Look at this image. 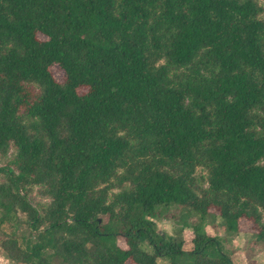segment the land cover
<instances>
[{
    "label": "trees",
    "instance_id": "trees-1",
    "mask_svg": "<svg viewBox=\"0 0 264 264\" xmlns=\"http://www.w3.org/2000/svg\"><path fill=\"white\" fill-rule=\"evenodd\" d=\"M263 12L0 0V223L21 212L29 230L1 239L13 264H233L204 231L216 216L264 249ZM171 205L175 235L157 227Z\"/></svg>",
    "mask_w": 264,
    "mask_h": 264
},
{
    "label": "rangeland",
    "instance_id": "rangeland-1",
    "mask_svg": "<svg viewBox=\"0 0 264 264\" xmlns=\"http://www.w3.org/2000/svg\"><path fill=\"white\" fill-rule=\"evenodd\" d=\"M261 6L264 8V0H257ZM264 16V12H263ZM52 75L57 81H61L63 79V72L56 66L53 65L50 68ZM78 91L83 92L84 89L80 88ZM11 153V150L8 154ZM4 165V158H0V167ZM197 175L199 177L204 176V172L201 169L196 170ZM3 181V176L0 174V182ZM206 186V185H205ZM40 187L33 186L30 194L28 195V199L30 203L40 210L46 203H48L49 199L47 197L42 196L38 191ZM181 209L177 205H171L167 208L166 211H162L161 216H159L160 220L157 221V227L160 231H164L167 234L175 235L180 228V215ZM1 216V213H0ZM26 216L25 214L18 212L12 213L8 219L4 220V222L0 223V242L3 235H9L11 233H15L19 237H24L28 235V228L25 225ZM190 221L201 222L199 216L196 214H192L189 218ZM204 231L216 236L219 240H226V244L228 245L229 252L231 253V258L233 264H264V249L261 243L256 242L253 234L250 232L251 230L239 231L238 233L228 232L224 226L220 223V219L218 216L216 217H208L206 218ZM203 222V223H204ZM208 224L206 230V224ZM249 225V224H248ZM247 227L249 228V226ZM251 228V227H250ZM191 228H186L181 231V235L184 239V242H188L192 236ZM22 240V239H21ZM222 244V243H221ZM224 247V246H223ZM227 250V248L225 249ZM0 264H13V262L6 256L4 250L0 246ZM53 264H61L58 260H54Z\"/></svg>",
    "mask_w": 264,
    "mask_h": 264
},
{
    "label": "crops",
    "instance_id": "crops-1",
    "mask_svg": "<svg viewBox=\"0 0 264 264\" xmlns=\"http://www.w3.org/2000/svg\"><path fill=\"white\" fill-rule=\"evenodd\" d=\"M208 224H209V223L206 224V230H207ZM184 230H185V229H184ZM207 232H208V234H210L209 231H207ZM192 235H193V234H192ZM210 235H212V234H210ZM213 236H214V235H213ZM191 239H192V236H191ZM191 239L189 240V243H188V242H187V243L185 242V247H186V248H189V247L191 246V245H190ZM220 241H221V240H220ZM221 242H222V244H223V246H224V249L227 248V251H230V250L228 249V245L225 243L226 240H222ZM229 253H230V252H229ZM230 254H231V253H230Z\"/></svg>",
    "mask_w": 264,
    "mask_h": 264
}]
</instances>
